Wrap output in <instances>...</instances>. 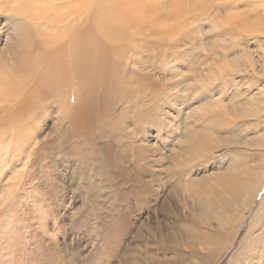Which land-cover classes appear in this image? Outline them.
<instances>
[{
  "label": "rangeland",
  "instance_id": "rangeland-1",
  "mask_svg": "<svg viewBox=\"0 0 264 264\" xmlns=\"http://www.w3.org/2000/svg\"><path fill=\"white\" fill-rule=\"evenodd\" d=\"M48 1L41 0V6H38L41 11L35 10L36 26H31L37 39L34 40V46L37 47L40 43L41 47L37 48L42 52L44 59H38L37 65L31 68L33 71L30 70L22 76L24 79L17 75L18 84L12 88L16 93L14 99L10 97L11 101L2 100L0 96V264H181L182 260L188 264H201L198 258L193 256L194 250L201 256H211L212 253L218 252L220 256L216 264H264V203L261 202L264 197V178L252 203L249 204L248 199V203L239 209V213L243 215L242 220L238 219V215L235 225L237 227L231 228V224L229 225L230 230H233L229 241L226 243V239L198 244L199 240H195L194 250L186 237L201 233L205 227L201 228L202 225L197 223L191 225L189 217L193 210L190 205H184L183 199L178 206L180 213L174 210L176 200H169L171 195L168 194V184L163 182V175L170 170L165 166L174 163L170 152L172 134L177 138L183 136L185 130L181 131L183 128L180 122L191 116L190 109L193 105H190L189 101L196 99L201 87L194 83H185L184 88L178 87L181 80L177 79L179 76H174L175 73L180 71L182 78L187 81L203 78L215 80L217 83L221 78L212 73L214 69L222 67L219 65L222 57H214L216 51L221 52L224 46H235L233 49H236L238 44H243L248 47L247 51L253 56V60L262 61L264 44L259 42L262 39L226 32L223 34L226 35L224 38L220 34L205 36V44L199 38L207 32V27L198 26L196 22L202 16L215 15V12L189 8L169 11L163 4L151 6L155 8L151 11V7L145 5V0H64L65 5L54 4L43 15L42 11H45ZM14 2L15 0H7L4 5H0L2 60L10 57L11 46L16 44L12 31L14 24L9 18L14 14ZM230 2L236 5L243 3V0ZM262 4L264 0H252L246 7L260 8ZM261 12H264V8H260V12L255 16H259ZM68 14L70 17L67 18ZM146 16L149 18L148 23L143 22ZM163 24L169 27L161 29ZM185 31L195 33V44L191 41L187 44L181 43ZM59 32L62 34L61 38ZM52 35H55L56 39ZM53 38L56 45H52ZM76 38L81 44V49L74 52L72 47L74 48ZM48 42L49 44H46ZM59 44L60 50L57 49L60 48ZM201 47L206 50L195 51ZM83 52L90 57V77L84 81L82 76L79 77L84 70L81 59ZM102 52H106V56H103ZM254 53L256 55H253ZM106 57L112 60L115 69L124 73L122 85L130 87L129 91L118 92L115 86L113 91L116 97L108 88L109 84L111 87L115 83L119 86L120 77L114 83L110 79L111 76L102 80L104 70L101 63ZM133 60L137 63H132ZM151 60L153 64L149 63ZM12 66L11 72L17 74L18 68ZM47 71L50 73L49 77L42 74H47ZM125 73L133 76L136 73L140 76L151 73L153 86L143 93L137 92L135 84L126 83ZM243 73L245 72L241 75ZM12 79L9 81L11 85H15L17 81ZM235 83L240 91L247 85L246 80H242L238 75L235 76ZM255 83L259 87L260 83ZM191 88H196L197 91H190ZM231 92L227 90L220 97V94L215 92L216 98L225 101L212 104L226 105L228 100V109L224 111L228 114L234 113L239 104L229 101ZM141 96L145 100L141 101ZM185 96L186 107L181 101ZM170 99L173 100L172 103L169 102ZM156 102L161 115L157 117L154 112L150 121L144 120L137 124L136 120L140 116L135 108H144ZM152 109H155L154 105ZM219 114L223 116V112L215 115ZM164 116L168 117L165 121ZM190 116V125L203 131L206 137V130L220 128L221 121H213L212 117L201 111L194 117ZM237 117L239 119H236ZM244 117L236 113L234 122H240ZM88 129L92 131L90 140L83 133ZM79 135H82V139ZM115 136L121 141L122 147L115 149L107 158L102 145L109 139L114 148H117ZM178 140L181 142V139ZM122 142L128 146L137 144L142 151L146 150L144 155L138 156L132 155L133 151L124 152L129 168L136 160L139 168L158 172L155 168L159 166L155 164L162 155L165 167L159 170V179L163 184L155 183L152 176L144 177L148 187L157 192L153 195L140 194L138 199L141 201L138 204L131 196L129 199L134 201L132 209H127L124 205L128 197L124 192L132 188L130 177H127L129 181L126 184L116 181L114 177L117 168L113 163L121 157L120 153L124 150ZM223 151V148L216 150L206 163L203 159L204 152L198 149L194 152L201 153L195 164H202V167L190 169L189 175L180 182H200V190L197 185H190V189L185 192L196 194L192 201L200 203L196 204L200 207L194 212L203 213L210 208L213 210L211 206L206 207L211 201L205 198L206 192L214 193L217 188L218 194L228 197V192L220 187V172H225L229 179L234 173H239L241 166L245 164V161H238L236 157L224 154L219 156ZM191 156L192 154L186 156L187 164L188 159L192 160L194 157ZM254 161L257 163H253L252 168L262 166L257 158ZM193 165L186 167L189 170ZM210 174L213 179L208 183L215 190H206L209 184L204 179L211 176ZM183 186L185 190L186 186ZM142 201H146L147 206H141ZM202 220L203 218H199V221ZM208 224L211 232L217 234L215 216L209 219ZM248 229L250 231L246 239ZM223 244L225 248H222ZM237 251L240 254L238 253L235 259Z\"/></svg>",
  "mask_w": 264,
  "mask_h": 264
},
{
  "label": "bare ground",
  "instance_id": "bare-ground-1",
  "mask_svg": "<svg viewBox=\"0 0 264 264\" xmlns=\"http://www.w3.org/2000/svg\"><path fill=\"white\" fill-rule=\"evenodd\" d=\"M6 1L7 0H0V5H4ZM42 1H44V0H42ZM40 2H41V0H15V2H14L15 8L12 9L14 11V14L12 13L13 15L10 16L9 18L12 20V23L14 24V26L12 28V31H13V37H14V40H15V43L16 44L11 46V50H12L11 52L12 53L11 54L9 53L10 54V57L6 55L7 57H5L3 60L0 58V61L3 62V63H0V96H1V99L2 100H7L10 97L12 99H14L16 93H15V90H13L12 88H13V86L14 87L17 86V84H18L17 78L19 79V77L24 76V74H27V72L30 71L33 66L37 65L38 59L41 60V61H42V59H44L42 52L39 50V48H37L38 46H40V43L37 45V47L34 46V44H35V41L34 40L36 39V36L32 33V29H31V26L32 25L34 26L36 24L35 23L36 22V17H35L36 16V11L35 10L38 9V6H41ZM58 3L61 4V5H65L64 4V0L63 1L62 0H49L48 3L45 4V9H44L45 11H42V12H44L43 15L47 12V10L52 5L58 4ZM55 6H58V5H55ZM145 7H148V6H145ZM153 7H151V8L148 7V8H150L151 11H152V9H155ZM9 10L11 11V9H9ZM144 10L145 9H143V11ZM39 11H41V10H39ZM68 12H70V11L68 10ZM68 12H66V13H68ZM71 14H72V12H71ZM57 17H59V16H55V18H57ZM68 17H70L69 14H68L67 18ZM65 18H66V15H65ZM150 20H152V19H150ZM51 23H52V21H51ZM153 25H154V23H153ZM56 26H57V24H56ZM56 35H57V33H56ZM58 35L60 37L62 34L60 35V32H59ZM54 36L52 35V37H54ZM224 36L226 37V35H222L223 38H224ZM239 36H237V37H239ZM54 38H53V41L51 40L53 42L52 45L55 44ZM236 38L233 37V39H236ZM257 39L258 40L264 39V37H257ZM41 40H43V39H41ZM47 40L48 39H45V41H47ZM73 41H74V39H73ZM254 41H256V40H254ZM222 42H224V41H222ZM59 43H61V42H59ZM79 43L80 42L76 38L75 39V42H74V48L72 47V49H74V52H76L77 50H80L81 49V47H80L81 44H79ZM46 44H49V42L46 43ZM63 44H65V41H63ZM65 46H67V45H65ZM56 47L57 46H55V48ZM209 47L211 48L212 45H210ZM234 47H228V46L225 47L224 46V48H221V52L220 51L219 52H217V51L215 52L214 51L215 52L214 53V57H216V56L222 57V61H221L222 64L219 63V65H222V67H223L225 61H228V62L231 63L232 67L238 68L239 70L236 71V72H225L224 73V76L222 77L220 75L222 67H220V68L217 67L218 69H214L212 74H216L217 76H219V78H221V80L219 82L213 84L212 87L216 89L215 92H217V94H220L219 97L222 95V93L226 92L227 90H229L230 92L233 90L231 92V94H232L231 96L232 97L229 99V101H231V103H232V101H234L235 104H239V105H237L235 107V112L234 113L232 112V113H229L228 114L231 117H234L236 115V113L242 114L244 116L243 108H244V106L246 104H249V103H255L260 108V111L261 112H264V82L258 81L253 76L251 77V73L250 72H245V73H243L241 75V73L243 72L242 69L243 68L244 69L245 68H250L253 63H255L257 65V67H259L261 64H264V54H262V61H255L252 58L253 56L251 57V55H249V52L247 51V48L248 47L243 46V44H240V45L238 44L237 45L238 48H236V49H233ZM34 48H36V49H34ZM57 49L60 50L61 49V45H60V48H57ZM42 50H43V48H42ZM74 55H76V53H74ZM102 55L103 56H106V52H102ZM72 56L73 55H71V57ZM214 57L211 58V60L214 59ZM234 58H238V59H234ZM75 59H76V57H75ZM81 59H82V67H84L83 68L84 70H83L82 74H80L79 77L82 76V80L84 81V80H86L87 78L90 77V57H89V55L87 56L83 52L82 55H81ZM132 63H137V61H134L133 60ZM149 63L150 64H153L154 62L152 63V60H151ZM12 65H14V66H16L18 68L17 74H14L15 72H13V73L11 72L13 70V66ZM73 65H72V67H73ZM95 65H96V63H95ZM144 65L146 67H149L148 64H144ZM26 66H28L27 69H26ZM56 66L57 65H55V67ZM101 67L104 70V73H102V80H104L105 77L111 76L110 79H112L113 80V83H114V82H117L118 78L120 77V79L118 80V82L120 81V85L117 86V85H115L116 84L115 83V84H112V87H111L110 84H109L108 91H113L115 89V86L117 87L118 92L129 91L130 90L129 89L130 87H126V86L124 87L122 85V80L125 78L124 77V73L122 72V70L120 71L119 69H117V68L115 69L114 68L113 62H112V60L110 58L106 57L105 60H104V62L101 63ZM35 68L37 69L38 67H35ZM35 68H33V69H35ZM77 69L78 68H76V70ZM31 71H33V70H31ZM47 72H48L47 74L46 73H42V74L46 77V76H48V74H50L49 71H47ZM247 73H250V75L247 74ZM126 74H128V73H125V75ZM17 75L19 77H17ZM236 75L240 76V78L242 80H246V84L247 85H245V86L243 85L244 86V89L242 91H240L241 89L238 90V85L235 83V76ZM174 76L182 77L183 74L180 71H178L177 73H175ZM224 77H227V78L225 79ZM12 78L17 81L15 83V85L14 84L11 85V83L9 81V79H12ZM23 79H21V80L23 81ZM171 79H173V78L171 77ZM247 79H251V80L249 81ZM257 81L260 83V84H258L259 87L256 86V83L255 82H257ZM130 82H131L132 85L135 84V91L142 92L143 93V92H145L147 90H150V87L153 86V77H152V74L151 73H146L144 76L143 75L140 76L137 73L135 74V76H133V75H126V83H130ZM81 83L82 82H80V84ZM24 84H26V83H24ZM45 84L48 85L47 83H44V85ZM175 85H176V82L173 83V86H175ZM74 86H76V85H74ZM84 86H85L84 89L86 90V83H84ZM37 88H35V91H37L36 90ZM132 88H133V86H132ZM183 88H184V84H183ZM32 90H34V89H32ZM114 93H115V91H113V94ZM116 94H117V92H116ZM36 95H37V92H36ZM5 96L6 97L8 96V98H6ZM114 96H115V94H114ZM117 96H118V94H117ZM39 97H40V95H39ZM29 98L30 97H28V101L30 100ZM186 98H187L186 96L183 97V98H181V101L183 102V104H184L185 107H186V103H187ZM196 98H198V96H196ZM12 99H9V101H11ZM140 100L143 101V100H145V98L143 96H141L140 97ZM177 100H178V98H177ZM172 101H173L172 99L169 100L170 103H172ZM224 101H225L224 99L220 100V98H216L214 95L210 98V102L211 103H223ZM227 102H228V100L226 101V105H225V103L223 104L224 106H226L224 108L225 110L228 109ZM205 103H207V101L203 102L202 103L203 104L202 106L193 105L191 107V109H190L191 116L194 117L195 115H197L199 109L202 108ZM153 105L155 106V109H152ZM89 109H90V107H89ZM89 109H87V110H89ZM18 110H20V109H18ZM21 110L23 111L22 108H21ZM79 110H80V107H79ZM135 110H136V113L139 114V116H140L139 119L136 120L137 124H140L141 122H144V120H147V121L149 120L150 121L153 118L152 117V114L154 112H156V116L157 117H159L161 115V111L158 108L157 102L155 104H152L151 106H147L146 105V107H144V108H141V107H138L137 106L135 108ZM74 113L76 114V112H74ZM186 113L188 115V112H186ZM20 114L22 115V113H20ZM189 116L187 117V120L180 122V126H181V128H183L181 131H184L185 130L183 136L177 138L175 134H172L174 132H170L173 135L172 138H171L172 145H170V149H171L170 152H171V158L174 159V161H173L174 163L168 164V165L165 166V167H168L170 169L169 170L170 173L167 171L168 173H165L163 175L164 178H165V181H163V182H164V184H168V186H167L168 189H169L168 194L171 195V196H173V197L170 196L169 197V200L170 199L176 200V202L174 204V210L177 213H180V208L178 206H179L180 200L183 199L184 205L185 204L190 205V208L193 210L192 213H191V216L189 217L190 220H191V225L197 223V225H202L201 228H204L205 227L204 230L206 229V231L203 230V231H201V233H199L197 235L194 234V235H189V236L186 237L187 240H188V244H190V247L193 249L195 240L196 241L199 240L198 241V244H201V243H208V242L215 243L217 241H224V240L227 239V241H226V243H227L229 241V239L231 237V233L233 231V230H230V227L231 228H234L235 225L237 224V220L236 219L239 216L240 217L238 219H241V217L243 215V214H240L241 211H239V209L242 208L241 206H243L246 203H248V201H247L248 199H249V204L252 203L253 198L257 194L260 186L262 185V181H263V178H264V149H257L255 151L254 155H255V158H257L258 161L260 160V162L262 163V166L261 167L255 166L254 168H252V164L253 163H257V162H255L256 160L254 161L255 158L254 159H245V160H243V161H245V162H243L245 164L243 166H241V170H239V173H234L232 175V177H230L229 179L227 178V175L225 174V172L224 173H221L220 172V176L217 174L220 177V181H219L220 187L223 188V190L225 189L228 192V194H229L228 197L225 198L224 196H221L220 194H218L217 193V190L218 189L216 188V190H215L214 187H212L208 183L211 178L213 179V176L211 174H210L211 176H209L208 178H205L204 181L209 184L208 185V189H206V190H212V189L215 190L214 193L212 191V193L206 192L204 194L205 195V198L207 200L208 199H211L209 205H207L206 207L207 208H210V206H211L213 210L211 211V208L207 210L205 206H202L204 210L206 209L205 212H203V213L202 212H194L197 207H200V206H198V205H200V203H197V201H192L193 198L196 197V194H187L185 192L188 189H190V187H191L190 185H194V186L197 185L198 186V190H200L199 189L200 182H195V181H192V180H187V181L185 180L184 183H180V182L187 175H189V173L191 172L190 169H193V168H198L199 169L200 166L202 167V164H195L196 161L198 160V158H200V155H201V153H199V152L195 154L194 153L195 150L198 149V150H200V152L201 151L204 152L203 153V159H204L205 163L207 162V160H209L210 158H212L211 157L212 154L216 150H220V148H223L224 151L221 152L219 154V156H221V155L224 154V156L225 155H228V156L234 157V156L231 155V153L233 151H238V150H239V152L242 155H245L246 156L247 155V152L243 148L242 145L245 142L256 143V142L260 141L261 138H264V117H244L243 120H241L240 122H237V121L234 122V119H233V121H231V123H239V124H243L244 125V127L241 128V129H239V131L237 133H224L221 128H216V129H212V131L206 130L208 132V134L206 133V135L208 137H206V136H204L205 133L203 131H200L199 129H196L192 125H190V121H188L190 119ZM219 116H222V115L219 114ZM252 118H256L255 121L251 120ZM167 119H168L167 116H164L163 117V120L164 121L167 120ZM186 121H188V122H186ZM193 122L194 121H192V123ZM80 123H81V121H80ZM85 124H82V125L85 126ZM75 127L76 128L78 127V122L77 121L75 123ZM76 128L74 130L77 131ZM83 128H85V127H83ZM80 129H82V128H80ZM91 132L92 131L90 129H88L86 132H83V133L89 139ZM239 133H243V135L240 136V145L241 146L238 147V148L235 147V146H232V145H228V144H222L220 146H215V145H211V144L208 143L209 137L221 138L223 136V137H226V138H230L231 136L239 135ZM82 135L81 136L79 135L81 137V139H82ZM1 137H2V135H1ZM18 139H17V141H18ZM178 139H181V142H179ZM114 140L118 144L117 145V148H114V146L110 143V140L109 139H108V141H105L103 143V145H102V148H103V150H104L105 155L107 156V158L111 156V153L115 149H118V148H121L122 147L121 141L117 138V136L114 137ZM122 143H123V146H124V150L120 153L121 157H118L116 159V161L113 163V164H115V168H117L114 177H115L116 181L122 182V184H126L129 181V180H127V177L128 176L130 177L131 182H132V188H131L130 191L128 190V191H125L124 192L125 193L124 195L128 196V197H126L127 200H126V203H124V205H125V208H127V209L128 208H131L132 209V206H133L134 201H135L136 204H138L139 201H141V200L138 199V197L140 196V194H150V195H153V194H156V192H157L156 190H153L150 187H148L147 183L145 182L146 180H144V177L145 178L146 177L150 178L152 176L153 177L152 180L155 183L157 182V184H159V185H160V183L163 184L160 181V179H159L161 177L159 175V173H160L159 170H161L162 168H165V167H163L164 161L162 159L163 158V155H162L159 158V160L157 161V164H155V165H158L159 166V167H156L155 168V169H157L158 172H156L155 170H153V172L152 171L149 172L146 169L139 168L138 164L136 163V160L134 162H132L131 167L129 168L128 165H127V161L125 162L124 152L125 151H130V152L133 151L134 153H132V155L138 156L139 154L140 155H144L146 153V150L144 149L142 151L140 149V145H137V144H133L132 143L131 145L128 146L125 142H122ZM176 144H178V146H175ZM20 145H22V144H20ZM21 148H22V146H21ZM101 152L103 154V151H101ZM191 154L194 157H193L192 160H191V158H189L188 159V164H187V161H186V158L187 157L186 156H190ZM139 159H140V157L137 160H139ZM182 161L184 163H182ZM199 161H201V160H199ZM189 164H194V165L191 166V167H189V170H188V168L186 166H189ZM115 179H113V180H115ZM182 184L186 186L185 187V190H184V186ZM198 190H197V192H198ZM123 191H124V188H123ZM121 192H120V195L122 197ZM184 194H186V195H184ZM131 196L135 198V199L133 198L134 201L131 200V199H129ZM262 199L263 200L261 202L264 203V197ZM140 204H141V206L142 205L143 206H147L146 205V201H142V202H140ZM196 204H198V205H196ZM127 212H128V210H127ZM212 216H215L216 228H218L217 234L211 232L210 225L208 224L209 223V219L210 218L212 219ZM199 218H203V220L202 221H199ZM125 224H126V222H125ZM229 225H230V227H229ZM223 228H226V230L223 229ZM194 229H195V227H194ZM249 231H250V229H248L247 232H246V235H245L246 239L249 236L248 235L249 234ZM225 244L222 245V248H225L224 247ZM238 253L239 252L237 251L236 256H235V259L237 258ZM192 254H193L194 257L198 258V260L200 261L201 264H208V263L209 264H216V261H218V259H219L218 257L220 256V254L218 252L216 254L215 253H212L211 256L210 255H205V256L202 255L201 256L195 250L193 251ZM181 264H188V263H186L185 260H182L181 261Z\"/></svg>",
  "mask_w": 264,
  "mask_h": 264
},
{
  "label": "snow or ice",
  "instance_id": "snow-or-ice-1",
  "mask_svg": "<svg viewBox=\"0 0 264 264\" xmlns=\"http://www.w3.org/2000/svg\"><path fill=\"white\" fill-rule=\"evenodd\" d=\"M251 2L252 0H243V3L234 5L230 2V0H145L146 5L149 7L160 6L163 4V7L169 11L173 9L179 10L189 8L200 11L215 12V15L211 17L202 16L196 22L198 26L207 27V32L203 33V35L199 38L205 44L207 43V41L204 40L205 36L211 37L213 34L223 35L226 32L241 33L242 35L248 37H264V12H261L259 16H255L256 13L260 12V8H264V4L260 5V8H247L246 5ZM240 9L243 10L241 11ZM143 22L148 23L149 18L146 16ZM168 27L169 25L167 24L160 26L161 29H167ZM190 41L192 44L196 43L195 33L185 31L182 34L181 43L187 44ZM259 42L264 44V39ZM204 50V48L195 49L196 52ZM253 55H256V53ZM195 59H199V57H195ZM238 70V68L232 67L230 62L225 61L220 75L223 77L225 72H236ZM243 71L250 72L251 76L255 77L260 82H264V64L257 67V65L253 63L250 68H245ZM224 78L226 79L227 77ZM177 79L181 80V85L178 86L180 88H182L185 83L201 85L198 90V98L189 101V104L196 105L208 101L209 103H205L199 111L204 113L206 116L212 117L213 121H221L219 127L224 133H237L239 129L244 127L243 124L231 123L234 118L229 116L228 113L224 111L226 106L219 104L213 105L210 102V98L215 95L216 91V89L212 87L215 80H205L200 78L195 81H187L182 77H177ZM189 90L197 91L196 88H191ZM221 112H223V116L215 115ZM243 113L245 117H264V112H261L260 108L255 103L246 104L243 108ZM236 119H239V117ZM242 135L243 133H239V135H234L230 138L223 136L221 138L209 137L208 143L215 146L228 144L238 148L241 146L240 136ZM242 146L247 152L246 156L242 155L238 151H233L231 155L236 157L238 161L254 159L255 151L257 149H264V138H261V140L256 143L245 142Z\"/></svg>",
  "mask_w": 264,
  "mask_h": 264
}]
</instances>
